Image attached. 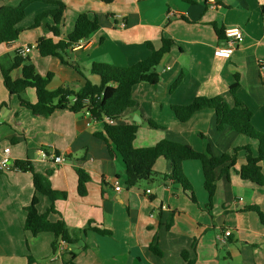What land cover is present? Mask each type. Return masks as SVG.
Listing matches in <instances>:
<instances>
[{
    "label": "crops",
    "instance_id": "0c3cea01",
    "mask_svg": "<svg viewBox=\"0 0 264 264\" xmlns=\"http://www.w3.org/2000/svg\"><path fill=\"white\" fill-rule=\"evenodd\" d=\"M21 1H0V7L17 6ZM56 1L66 5L60 36H53L48 29L53 23L51 16L32 28L36 15L53 8L36 2L26 11L24 20L30 21L19 25L30 35L0 51V159L9 147L12 162L29 160L35 172L48 177L55 191L66 194L55 201L57 212L49 219L64 221L77 242L69 245L60 241V250L77 253L74 264H188L184 253L194 264H264V224L256 212L245 210L256 205L264 213V186L245 181L238 174L246 163L245 151L238 153L229 176L221 175L220 169L216 171L217 191L211 209L207 207L202 167L196 160L182 165L196 202L180 184L169 180L141 182L129 188L123 159L119 155L111 158L104 141L96 136L103 133L104 122L92 120L85 112L75 114L66 109L48 117L35 116L21 106L18 96L10 95L1 71L12 69L20 48L35 45L38 55L33 51L27 55L32 63L45 60L49 72L61 73L49 84V90L81 88L87 81L98 85L99 77L91 73L93 63L129 67L150 56L149 44L160 49L164 38L172 39L175 46L157 67L158 85L141 83L133 88L137 106L128 109L125 116L129 117L123 120L139 125L134 147H152L169 140L202 152L205 143L199 134H203L216 157L247 146L256 154L255 140L230 128L216 129L214 110L199 111L182 123L171 107L188 105L197 97H221L233 106L229 87L238 75V96L251 109L254 128L264 133V72L260 70L264 63V0H114L109 4L102 0ZM83 13L97 16L99 30L63 53L64 62L42 56L37 41L42 37L55 42L67 40ZM122 22L125 27H121ZM233 27L242 29L243 41L229 59L217 57L215 50L224 39L216 30L225 32ZM13 72L14 79L21 77V68ZM183 72L184 79L171 92ZM23 96L31 103L37 102L34 88H28ZM136 116L141 123L134 121ZM149 121L161 128L150 127ZM53 154L64 161L55 163ZM78 168L91 177L85 196L78 192ZM154 170L170 174L172 166L159 158ZM116 182L121 191H116ZM34 196L39 200L38 212L46 213L52 201L36 192L31 172L0 170V264H64L59 252L53 255V233L34 236L24 229L26 208ZM94 228L109 233L102 235ZM229 229L232 235L224 241V232ZM152 247L162 255L153 252ZM29 257L34 261L29 262Z\"/></svg>",
    "mask_w": 264,
    "mask_h": 264
},
{
    "label": "trees",
    "instance_id": "16d2710c",
    "mask_svg": "<svg viewBox=\"0 0 264 264\" xmlns=\"http://www.w3.org/2000/svg\"><path fill=\"white\" fill-rule=\"evenodd\" d=\"M105 3H112L114 0H102ZM187 3H195L194 0H182ZM36 2H42L51 5L53 8L43 11L36 15L33 29L41 26L43 20L51 16L53 23L48 25L49 31L53 36H60V26L64 19L66 5L56 0H22L17 6L0 7V44H9L18 40L19 35L24 29L19 25L26 17L28 7ZM99 30V23L96 15L83 13L79 15L73 32L67 40L55 42L51 38L42 37L37 41V48L44 57H57L63 62V53L73 48L76 44L89 39ZM220 39H224V31L216 30ZM172 39L164 38L160 49H155L149 44L150 56L129 67L114 66L106 63H93L91 73L99 77L100 83L94 85L89 81L78 89L59 88L55 91H49L47 86L52 79L49 73L47 78L41 77L35 65L29 57L16 55L13 58L12 69L2 71L4 86L10 95L19 97L22 107L30 110L35 116L48 117L56 110H69L75 114L90 111L93 119L104 122L103 133L96 136L104 141L111 158L121 156L125 164V184L127 187H135L141 182L152 181H171L180 184L184 191L188 193L190 199L196 202L193 186L182 171V165L189 160L199 161L202 167L204 178V188L208 195L207 207L211 209L217 191L218 175L216 171L220 169L221 175L229 176V172L235 167L238 161V153L246 152V163L241 166L238 174L240 177L259 187L264 186V133L257 131L252 124L253 113L251 109L238 96L240 86L239 76L236 75L235 82L229 87L233 96L234 104L230 106L221 97H197L190 104L180 106L173 105L172 111L175 118L180 122H187L195 113L211 109L216 115V129L223 131L230 128L232 131L247 136L258 143L257 153L254 154L249 146L235 149L231 154H224L216 157L211 149L206 136L199 134L204 140V151L199 152L189 145H184L169 140H162L152 147L136 148L134 141L137 137L139 125L135 122L123 120L128 109L137 106L133 99L132 91L134 86L141 83H148L157 86L160 82V74L157 67L165 54L169 53L175 46ZM21 68V77L14 79L11 74L15 69ZM264 72V67H260ZM185 77L183 72L173 83L171 92L176 90ZM28 88H34L37 95V102L31 103L23 94ZM114 120H123L117 124H110L106 118ZM149 126L159 128L153 121H149ZM57 154V152L55 151ZM164 158L170 162L172 171L170 174H160L154 170L156 161ZM12 170L20 172H31L36 192L46 195L52 201V205L44 214L37 210L39 203L38 197L34 196L31 204L26 208V219L24 229L34 236L44 232H51L55 236L52 243L53 255L60 251V241L73 245L77 242L76 238L70 235L66 223L62 220L52 222L49 219L51 213H56L55 201L65 198L66 194L55 191L47 176L35 172L34 166L29 160H16L12 164ZM78 174V192L80 196L87 194L86 185L91 177L83 169H76ZM51 173V172H50ZM49 173V174H50ZM246 211L256 212L264 224V213L256 205L248 206ZM172 219L170 218L167 228L170 227ZM99 234L106 235L107 231L94 228ZM157 255L162 252L157 248H151ZM64 264H74L77 253L73 250H64L60 255ZM184 259L188 264H194L184 253ZM29 262L34 260L29 257Z\"/></svg>",
    "mask_w": 264,
    "mask_h": 264
},
{
    "label": "built area",
    "instance_id": "2783aa9c",
    "mask_svg": "<svg viewBox=\"0 0 264 264\" xmlns=\"http://www.w3.org/2000/svg\"><path fill=\"white\" fill-rule=\"evenodd\" d=\"M125 26H126V24L124 22H122L121 27H125ZM243 39H244V33H243L241 28L233 27V28H229V29L225 30V32H224V43H223V45L218 46L216 48L215 55L217 57L229 59L232 56V54L234 53V51L236 50V48L238 47V45L243 41ZM35 48H36L35 45L24 46L18 50V54L21 57H27V55L30 52H32ZM261 65H262L261 67H264L263 62L261 63ZM85 114H86V116H88L89 118L94 120L90 111L86 110ZM106 121L110 124H113V125L118 123V120H114V119L108 118V117L106 118ZM42 154L44 156L47 155L45 153V151H43ZM52 159L57 164H61L64 161V159L61 156H58L55 154L52 155ZM12 164H13V162L11 159L10 148L7 147L3 150V153H2V156L0 159V170L3 172L11 171L12 170ZM115 189H116V191H121V186L119 185L118 182H116V188ZM146 192H147V194H150L151 191L147 190ZM231 235H232V231L229 229V230H226L224 232V235L222 238L223 239L228 238ZM224 241H225V239H224ZM63 243H65V242H63ZM61 252H62V250L59 251L58 255H61Z\"/></svg>",
    "mask_w": 264,
    "mask_h": 264
},
{
    "label": "rangeland",
    "instance_id": "374dc122",
    "mask_svg": "<svg viewBox=\"0 0 264 264\" xmlns=\"http://www.w3.org/2000/svg\"><path fill=\"white\" fill-rule=\"evenodd\" d=\"M0 1H5V0H0ZM11 2H13V0H7V3H11ZM30 19L31 18H27L26 20H24V22L23 23H26V22H28V21H30ZM22 25H24V24H22ZM26 35H30V32H21V34L19 35V38H18V40L21 38V37H25ZM6 45L7 44H0V51H5L6 50ZM33 52H34V54L35 55H38V51H37V49H35V50H33ZM46 61L45 60H42V61H40V60H38V63L35 65V67H36V71H37V73L41 76V77H43V78H47V76H48V74L49 73H51L52 74V79H51V81L49 82V84L50 83H52L54 80H56V79H58L60 76H61V73H59V72H57V71H54V70H51V72H49L48 71V69H47V66H49L48 64H46L45 63ZM34 64V63H33ZM13 72V71H12ZM15 72V71H14ZM14 72H13V74H11V76L14 78V77H16L15 75H14ZM49 84H48V86H47V88H48V90H49ZM64 88H67V86H63ZM153 87H156V86H153ZM74 89H78L77 87H75ZM49 91H52V90H49ZM175 91V90H174ZM0 128H2V126L0 127ZM159 128H161V127H159Z\"/></svg>",
    "mask_w": 264,
    "mask_h": 264
},
{
    "label": "water",
    "instance_id": "95a60500",
    "mask_svg": "<svg viewBox=\"0 0 264 264\" xmlns=\"http://www.w3.org/2000/svg\"><path fill=\"white\" fill-rule=\"evenodd\" d=\"M129 116H125L124 118H128ZM134 121L141 123L142 119L139 116L134 117Z\"/></svg>",
    "mask_w": 264,
    "mask_h": 264
}]
</instances>
